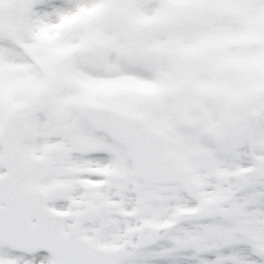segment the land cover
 I'll use <instances>...</instances> for the list:
<instances>
[{"label": "snow or ice", "instance_id": "snow-or-ice-1", "mask_svg": "<svg viewBox=\"0 0 264 264\" xmlns=\"http://www.w3.org/2000/svg\"><path fill=\"white\" fill-rule=\"evenodd\" d=\"M0 264H264V0H0Z\"/></svg>", "mask_w": 264, "mask_h": 264}]
</instances>
